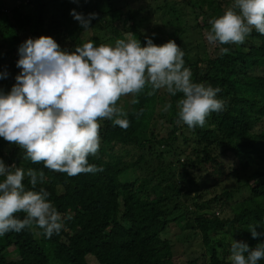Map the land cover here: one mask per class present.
Here are the masks:
<instances>
[{
    "label": "trees",
    "instance_id": "obj_1",
    "mask_svg": "<svg viewBox=\"0 0 264 264\" xmlns=\"http://www.w3.org/2000/svg\"><path fill=\"white\" fill-rule=\"evenodd\" d=\"M24 1L12 8V16L3 14L5 4H0V52L4 46L18 48L20 39L14 20L28 25L31 38L50 36L63 50L71 52L83 44L79 40L85 29L68 12L76 8L72 0ZM78 1L88 8L94 5L92 13L97 16L91 23L100 31V36L85 42L114 45L117 39H124L116 29L120 23L123 33H133L142 46L146 45V37L156 45L175 40L185 52V67L191 69L193 82L220 88L217 96L226 101V108L212 113L204 127L189 129L177 123L176 102L182 94L171 96L161 89L149 96L151 88L146 87L135 97L138 103L134 105L130 103L132 96L122 97L118 106L128 112L130 126L125 130L111 121H102L99 151L88 157L89 164L103 170L72 177L51 171L43 163L25 160L23 149L11 144L12 149L0 138V158L6 164L45 173V181L38 183L36 190L46 189L48 199L64 218L61 232L51 238H45L35 227L0 237V264H89L88 256L98 264H177L175 254L179 252L171 240L162 237L177 226L182 231L177 236L183 240L185 253L194 249L188 244L202 247L198 256L178 264H231L220 256L228 252L233 239L250 247L264 243V235L253 239L248 231L250 224L260 222L257 231L264 232V170L243 181L242 187L249 194L234 211L230 203L238 186L206 203L200 202L202 190L207 188L201 181L206 166H214V176L227 179L245 173L264 157V35L253 30L241 45L207 42L210 21L223 15L234 0H164L163 5L159 0H128L124 5L117 0ZM28 6L33 11L24 15L22 11ZM196 6L200 14H196ZM187 8L191 14L186 13ZM199 15L206 17L204 24L198 22ZM155 17L160 24L154 23ZM4 19L11 24L2 27ZM189 31L194 32L195 40L186 39ZM189 46L196 49L195 54L188 52ZM222 47L229 48V52L221 54ZM166 104L172 105L168 111L164 110ZM157 113L169 118L158 135L156 131L162 125L155 121ZM178 129L182 135L188 131L197 138L195 148L185 151L183 145L177 146ZM229 157L238 164L226 174L227 168H221L222 159ZM138 170L140 176L129 180ZM24 184L31 189L27 178ZM213 203L233 211V217L228 215L222 220L213 212L210 218L207 214H212ZM17 215L21 219L24 216ZM224 224L230 228L220 229ZM234 228L239 231H232ZM184 231L191 232L183 236ZM7 248H13L15 254L6 252ZM258 264H264V259Z\"/></svg>",
    "mask_w": 264,
    "mask_h": 264
},
{
    "label": "clouds",
    "instance_id": "obj_2",
    "mask_svg": "<svg viewBox=\"0 0 264 264\" xmlns=\"http://www.w3.org/2000/svg\"><path fill=\"white\" fill-rule=\"evenodd\" d=\"M70 14L85 30L97 16L85 17L75 9ZM210 23L205 34L209 44H244L253 30L264 35V0H234ZM145 39L142 46L129 32L114 45L97 46L90 40L69 52L50 36L28 38L18 47L16 83L10 92L0 90V138L23 149L25 160L72 177L103 170L89 164L88 157L99 151L102 121L125 130L130 126L128 112L118 106L122 97L132 96L134 105L146 87L151 88L149 96L161 89L171 96L182 94L176 102L177 123L189 129L204 127L212 113L225 110L226 101L217 96L220 88L193 82L185 52L175 40L156 45ZM220 51L226 54L229 48ZM7 76L0 72V79ZM171 107L166 104L164 110ZM26 178L31 189L25 187ZM45 179L43 171L8 165L0 158V237L34 227L45 238L61 232L64 218L48 199L50 193L36 190ZM18 213L24 214L22 219ZM261 224L248 226L253 239L264 235L257 231ZM230 252L231 264H258L264 259V243L250 247L233 239Z\"/></svg>",
    "mask_w": 264,
    "mask_h": 264
},
{
    "label": "rangeland",
    "instance_id": "obj_3",
    "mask_svg": "<svg viewBox=\"0 0 264 264\" xmlns=\"http://www.w3.org/2000/svg\"><path fill=\"white\" fill-rule=\"evenodd\" d=\"M186 1H188V0H186ZM190 1L192 3L196 2V0H190ZM21 2H22V0H0V4L1 3L5 4V7L2 10L3 14H5L6 16H12L13 15V13L11 12L12 8L14 6H19V4ZM24 2H25V4H27L28 0H25ZM117 2L119 4L124 5L128 2V0H117ZM159 2L162 5H163V3H166V2H164V0H159ZM168 6H171V4L168 3ZM76 8H78L79 11ZM76 8H74L76 12L82 13V14H84L85 17H87L88 14L92 13V8H94V5L91 4V5H89V8H88L85 6L83 1H78V3H76ZM195 10H196V14H200L199 6H196ZM32 11H33V7H31V9H30V7L28 6V7L23 9L22 13L24 15H27V14H31ZM71 11H72L71 9L68 10L69 13ZM185 11L187 14H191V12H192L191 9H189V8L185 9ZM190 19L192 20L191 23L194 24L193 17H190ZM153 21H154V23L160 24L158 17H155ZM205 21H206L205 16L204 17L202 15L198 16V22L199 23L204 24ZM13 23L15 24V28L17 29L18 36L20 39V41H18V44H17V46L19 47L24 41H26L28 38H30V35L26 29L28 27V25H26L24 22L16 23L15 20L13 21ZM4 24H11V22H7L4 19V21L2 23V27H4ZM123 27H124L123 24L120 23V24H118L116 29L121 33V37L125 38V34L123 33ZM83 32L84 33L81 35L79 42L85 43L86 40H88L89 38H91L94 35L100 36V34H99L100 31L98 30V28H93L92 23H91L90 28L83 31ZM185 37H186V39L195 40V34L192 31L187 32L185 34ZM0 40H2L1 35H0ZM187 50L189 53H192V54H195V52H196V49L192 48V46H189V49H187ZM8 54H11V56L9 58H7ZM19 58L20 57H19V53H18V48H16V47L10 48L8 46H4L3 48H1L0 72L6 71L8 73V76L6 79H0V90H3L5 93L10 92L12 86L16 83V81H15L16 75H18L21 71V69L17 68V66H16V63H17ZM263 72H264V69H262L261 74ZM155 121L158 124V126L162 125L160 130L156 131V135H158L164 129V126H166V124L168 123L169 118L166 119L161 115V113H157L155 115ZM210 128H212V126H210ZM185 132H187V133L185 135H182V131L178 129V133L176 134V137H178L177 146L179 147L180 145H183L184 150L186 148H195L197 138L194 135L193 136L190 135L188 131H185ZM186 139H188V141H186ZM14 146H12L10 144V147L12 149L14 148ZM179 152H181V154H184L181 149H179ZM222 160H223L222 161L223 167L220 164H218V165H220L222 169L227 168L226 174L229 173L230 167H232L233 165L237 166V164H238L236 161L234 164L232 163L233 162L232 157L223 158ZM257 161H258V163H256V165H254L251 169H247L245 173L241 171V172H239L238 177L230 176L227 179H225V176H223V175H222V177L219 175L214 176L213 174H211L214 166H211V165L206 166V168L208 170L204 171V175L202 176L201 181L207 186V188H206L205 192H204V190H202L203 196L201 197L200 202L206 203V202H208V200L212 199L215 196H221L222 191L223 192L227 191V190L232 191L233 188H235L234 186H238L239 191L238 192L235 191L234 196H233L234 202H233V200H231L232 203H230V204H232V206H233L232 210L234 211L235 210L234 208H238L239 204H241V205L243 204L245 198L249 194V192L242 187L244 185L243 181L245 182L246 178L253 176L256 171L264 170V157L262 159H257ZM140 174H141V171H139V170L134 172L130 176L129 180L136 179V177L140 176ZM253 178H255V176H253ZM219 180H221V181H219ZM216 181H219L218 184H215ZM213 183H214V185H213ZM224 200H225V198H223V201ZM235 202H238V204L233 205ZM227 204H229V203H227ZM193 207H194V205H191L190 209H192ZM212 209H213L212 214L211 213L207 214L210 218H213L214 215L219 216V218L222 220H224V218H227L228 215L233 217V215H232L233 211L230 213L226 209V207L220 203H213ZM213 212H214V215H213ZM202 213H206V212L202 211ZM224 228H230V227L226 226L225 224L220 226V229H224ZM232 231L238 232L239 230L234 228V230H232ZM181 232H182L181 228L179 226H177V227H174V232L171 231L170 233L162 236L163 238L166 237L169 240H171V242H172L171 244L173 245L174 250L179 252V253L175 254V260H178L179 261L178 263H181L184 261H190L191 259L198 256L202 251L201 250L202 249L201 244L194 243V244H188L189 248H194V249H191L189 252L186 251V253H185L184 249L181 245L183 240L181 239L180 236L179 237L177 236V233L181 234ZM190 232L191 231H187V232L184 231L182 234H184L183 236H185ZM219 232H222V231L220 230ZM214 235H215V233H214ZM37 237H39V236L37 235ZM191 240H193V239H191ZM236 241H239V239ZM6 252H11V254H15V250L13 248H7ZM230 255H231L230 246H228V252L222 254L220 257L221 258L223 257L224 259L231 261ZM15 258H17V257H15ZM87 260H88L89 264H98L95 261V259L91 256H88Z\"/></svg>",
    "mask_w": 264,
    "mask_h": 264
}]
</instances>
